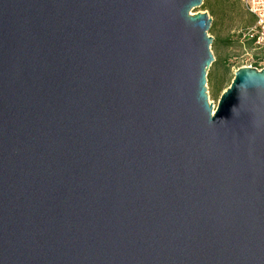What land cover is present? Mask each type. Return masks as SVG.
Masks as SVG:
<instances>
[{"label":"water","instance_id":"obj_1","mask_svg":"<svg viewBox=\"0 0 264 264\" xmlns=\"http://www.w3.org/2000/svg\"><path fill=\"white\" fill-rule=\"evenodd\" d=\"M204 0H0V264H264V68L209 102Z\"/></svg>","mask_w":264,"mask_h":264},{"label":"rangeland","instance_id":"obj_2","mask_svg":"<svg viewBox=\"0 0 264 264\" xmlns=\"http://www.w3.org/2000/svg\"><path fill=\"white\" fill-rule=\"evenodd\" d=\"M211 4L223 8L224 13L215 19L209 34L219 39L230 38L232 40V45L229 47L212 44V51L217 61L215 60L208 70L210 76L207 77L209 81L206 88L209 102L214 105L215 109L221 95L233 81L238 68L246 65H252L258 69L264 68V49L252 45L241 37V32L255 24V18L248 13L241 0H230L229 2L211 0ZM192 12H207L210 15L209 11L201 6L193 9Z\"/></svg>","mask_w":264,"mask_h":264},{"label":"built area","instance_id":"obj_3","mask_svg":"<svg viewBox=\"0 0 264 264\" xmlns=\"http://www.w3.org/2000/svg\"><path fill=\"white\" fill-rule=\"evenodd\" d=\"M241 2L255 18V24L241 32V37L253 41L255 46L264 49V0H241ZM246 66L252 67V65Z\"/></svg>","mask_w":264,"mask_h":264},{"label":"trees","instance_id":"obj_4","mask_svg":"<svg viewBox=\"0 0 264 264\" xmlns=\"http://www.w3.org/2000/svg\"><path fill=\"white\" fill-rule=\"evenodd\" d=\"M221 2H229L230 0H220ZM203 9L208 10L213 21H212V28L214 26L215 23V19L218 18L219 16H221L224 12H223V8H219V7H215L214 5L211 4V0H204L202 6ZM249 13V12H248ZM211 28V31H212ZM248 28V27H247ZM249 43H251L252 45H254L253 41L248 40ZM217 44H221L223 46L229 47L232 45V40L230 38H218V37H214V41H213V45H217ZM217 61V60H216ZM210 76V74H208V77ZM209 81V80H208Z\"/></svg>","mask_w":264,"mask_h":264}]
</instances>
